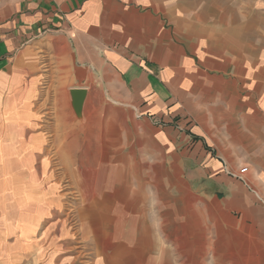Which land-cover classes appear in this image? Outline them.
Wrapping results in <instances>:
<instances>
[{"label":"crops","instance_id":"1","mask_svg":"<svg viewBox=\"0 0 264 264\" xmlns=\"http://www.w3.org/2000/svg\"><path fill=\"white\" fill-rule=\"evenodd\" d=\"M245 166V182L228 174ZM55 176L73 178L93 261L54 186L36 188ZM10 191L22 243L4 264H27L44 223L47 264H118L126 247L127 264L135 234L106 226L135 216L158 257L169 239L181 257L264 264V0H0V207Z\"/></svg>","mask_w":264,"mask_h":264},{"label":"rangeland","instance_id":"2","mask_svg":"<svg viewBox=\"0 0 264 264\" xmlns=\"http://www.w3.org/2000/svg\"><path fill=\"white\" fill-rule=\"evenodd\" d=\"M146 163V162H145ZM143 161H136V168H147V164H145ZM109 162L106 161H90L88 162V166L89 168L92 169H98V168H107L109 167ZM121 164V162L119 163ZM54 167L58 168L59 164L57 161L54 162ZM233 172H237V171H228V174L233 177L236 178L234 175H232ZM31 179V178H28ZM42 179V178H41ZM40 179L39 183L36 184V188L37 187H43V185H53L54 186V190H55V195L56 198L57 196L61 198L59 204L55 205L56 207H60V208H56L55 207V216L57 214V216L59 214H61L60 218L65 220V222H67V226L69 227L70 233L74 236L73 241H71V246L74 247H78L76 248V250H83V246H87V250H83V258L81 259H89L90 261H93V252L91 250V247L89 246V244L83 240L82 238V233H81V221L80 219L77 217V197H71V195L73 196H77V192L76 189L74 188L73 185V178L70 177L67 182L64 181L65 178L62 176H55V177H49V178H43V181ZM101 179V178H99ZM137 179V178H136ZM238 179V178H236ZM145 178H142V181H144ZM148 180V179H147ZM62 181L66 182L65 185L62 184ZM48 182V183H47ZM136 189L140 190L142 189L141 186L138 185L137 180H136ZM148 186V185H147ZM42 189V188H41ZM65 191V192H64ZM64 192V193H63ZM68 195H70V198L68 199L69 203H65L67 204V207L69 209L66 208V210L63 212V204H62V200L65 197H68ZM139 196H143L142 193H139ZM15 194L14 192L10 191L7 192L6 194V198L5 201L2 203L1 205V209H0V264H4V254L7 253V251H14L19 250V246L22 243L20 241V235L17 233L18 231V226H19V220H18V216L14 215V202H15ZM74 199V200H73ZM57 200V199H56ZM143 200H140V210H143ZM121 211V209H120ZM63 212V213H62ZM31 213L33 214V209L30 207L26 208L24 211V214H28L31 215ZM6 216H7V222H9L11 224V229L9 227H7L5 225L6 223ZM55 216H50L48 218H55ZM56 216V217H57ZM25 217V216H24ZM28 217L26 216L23 219H27ZM32 218H29V220L31 221ZM143 220L141 218L138 217H133V218H117L114 217L112 220V224L106 226V228L108 229L107 231L112 235V236H116L121 235L122 233H128V232H133L135 234V241H134V247L132 248V250H130L129 248V262L127 264H223V263H218L214 260L213 256L209 255V256H203V257H197L195 256H188V255H183L182 257L179 254H176L177 252L175 251V245L176 242L174 240H167L166 244L168 245V247L171 250V256L168 258L165 257H158L157 255H154V253L152 252H156L154 251H148L143 247V234H144V229L146 226H144ZM50 224L48 223H44L41 228L38 231V235L37 237L39 238L38 243L39 246L38 247H27L26 252L28 253L27 255L23 256V261H25V263H29V261L34 257L35 250H44V257L41 258L40 261H37L36 263H41V264H47V259L49 258V254L48 252H50V250H52V246H50L51 242L50 240H48V237H45L43 235L44 232H46V229L48 228ZM171 228L174 227V225H170ZM183 230L185 229L184 227L182 228ZM45 238H44V237ZM166 238V237H164ZM105 244H107V241H104ZM121 240H115L113 243H115L114 245L120 244ZM29 244V242H27ZM23 244H26L25 242ZM82 245V246H81ZM69 246V245H68ZM184 246V244H183ZM185 247V246H184ZM32 248V249H31ZM127 248V247H126ZM126 248L122 249L119 253L123 254V257H119L120 262L118 264H126L127 260H126ZM31 249V250H30ZM30 250V251H29ZM80 257V256H79ZM50 259V258H49ZM80 259V261H81ZM76 261L73 264H76L78 262V258L75 259ZM78 264H81L80 262ZM82 264H91L88 260H84L82 261ZM226 264H231L230 262H227Z\"/></svg>","mask_w":264,"mask_h":264},{"label":"water","instance_id":"3","mask_svg":"<svg viewBox=\"0 0 264 264\" xmlns=\"http://www.w3.org/2000/svg\"><path fill=\"white\" fill-rule=\"evenodd\" d=\"M72 93V105L76 114L81 117L83 113L84 103L87 96V90L85 88H74Z\"/></svg>","mask_w":264,"mask_h":264},{"label":"built area","instance_id":"4","mask_svg":"<svg viewBox=\"0 0 264 264\" xmlns=\"http://www.w3.org/2000/svg\"><path fill=\"white\" fill-rule=\"evenodd\" d=\"M247 171H248V167L245 166V167L241 168L239 171H237V172H233L232 175H234V176H235L236 178H238L239 180L245 182V177H244V175L247 173Z\"/></svg>","mask_w":264,"mask_h":264}]
</instances>
